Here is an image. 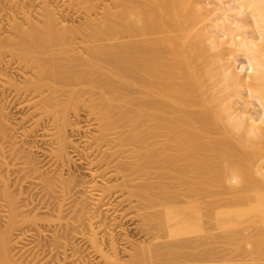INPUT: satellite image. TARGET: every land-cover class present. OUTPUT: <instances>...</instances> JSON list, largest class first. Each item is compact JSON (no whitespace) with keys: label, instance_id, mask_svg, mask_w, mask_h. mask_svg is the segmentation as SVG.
I'll list each match as a JSON object with an SVG mask.
<instances>
[{"label":"bare ground","instance_id":"obj_1","mask_svg":"<svg viewBox=\"0 0 264 264\" xmlns=\"http://www.w3.org/2000/svg\"><path fill=\"white\" fill-rule=\"evenodd\" d=\"M91 263L264 264V0H0V264Z\"/></svg>","mask_w":264,"mask_h":264},{"label":"rangeland","instance_id":"obj_2","mask_svg":"<svg viewBox=\"0 0 264 264\" xmlns=\"http://www.w3.org/2000/svg\"><path fill=\"white\" fill-rule=\"evenodd\" d=\"M247 21H249L250 23H251V21L249 20V19H247ZM247 23L246 22V24H247V29H246V33H247V35H251L252 36V34H253V31H254V29H253V27L251 26L252 25V23H251V25H250V23ZM76 23H78L77 21H76ZM203 28V26L202 25H199L197 28H196V30L194 31V34L197 32V30L198 29H202ZM6 34H5V32H3V33H1V37H3V36H5ZM226 54V53H225ZM209 57H211L212 58V62H214V58H215V52H209ZM207 55V56H208ZM208 57V58H209ZM210 58V59H211ZM236 60H238V61H236V67L238 66V67H240L241 66V64H242V62H245V59H244V57H242L241 55H238L237 56V59ZM241 63V64H240ZM199 69H201L202 68V63L200 64L199 63ZM206 70V66L204 67V71ZM202 84H203V90H205L206 91V95L211 99V98H214V97H219L220 95V93L221 92H223V89H224V85L220 82V77L219 76H216V77H210V76H207L206 74H204L203 75V77H202ZM245 97V96H244ZM239 107L241 106V104L240 105H238ZM5 109H6V112L8 113V115H9V117H10V120H14L13 122H17L19 119H20V115H18V116H16V112L14 113V110H9V108L7 109L6 107H5ZM13 113V114H12ZM13 117V118H12ZM19 117V118H18ZM12 122V121H11ZM222 136V134L220 133V131L219 130H216V129H214L213 131H211L209 134H208V137H207V141H213V140H215V139H217V138H220ZM31 141H33V140H31ZM32 144H33V142H31ZM78 170H81L80 171V173H82V174H80L79 172L77 173V180L78 181H80V182H86V181H88L89 179H88V177H87V173L85 172V170H83V169H80V167H78ZM84 171V172H83ZM156 172H158V173H161V171L160 170H156ZM68 175V173H66V176ZM76 175V174H75ZM78 176H80V177H78ZM68 177V176H67ZM86 177H87V179H86ZM224 197V200L225 201H232V202H234L235 201V198L236 197H234V196H232V195H225V196H223ZM139 241H141L142 239H138ZM73 242L75 243V245L74 246H76V249H77V246H78V248H79V250H78V252L79 251H81V253L82 254H80V256H82V255H84L85 254V252H84V250H83V248H82V246H81V244L79 243L80 242V240L79 239H74L73 240ZM84 253V254H83ZM85 256V255H84ZM84 256H82L83 258H84V260L86 259V260H89V258L88 257H84ZM92 264V263H91Z\"/></svg>","mask_w":264,"mask_h":264}]
</instances>
